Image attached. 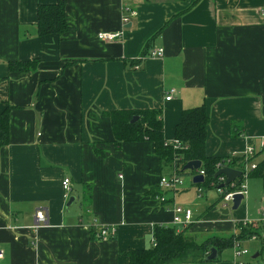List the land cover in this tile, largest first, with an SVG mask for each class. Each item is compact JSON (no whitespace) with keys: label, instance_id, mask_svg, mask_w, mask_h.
Here are the masks:
<instances>
[{"label":"crops","instance_id":"1","mask_svg":"<svg viewBox=\"0 0 264 264\" xmlns=\"http://www.w3.org/2000/svg\"><path fill=\"white\" fill-rule=\"evenodd\" d=\"M57 1L0 0V112L10 107L9 140L0 148V264H129L122 253L152 246L154 225L183 230L172 210L190 207L198 170L182 175L188 184L182 178L174 194L160 188L171 166L152 142L116 147L103 112L160 109L171 142L182 111L203 105L207 156H241L250 145L261 160L264 0H64L69 30L39 36L38 5ZM127 9L136 15L124 23ZM100 32L119 36L105 41ZM155 49L162 55L149 56ZM143 52L135 68L130 61ZM31 59L33 71L8 70ZM209 209H191L186 230L236 233L234 222L225 226ZM38 210L46 222L36 225ZM103 226H114L115 236L95 237Z\"/></svg>","mask_w":264,"mask_h":264},{"label":"trees","instance_id":"2","mask_svg":"<svg viewBox=\"0 0 264 264\" xmlns=\"http://www.w3.org/2000/svg\"><path fill=\"white\" fill-rule=\"evenodd\" d=\"M197 1V0H196ZM195 1V2H196ZM65 20L64 0H58L54 4L38 5L36 30L39 36L48 34L61 35L69 30ZM147 45V44H146ZM131 60L132 66L144 57ZM78 60H69L65 64L75 63ZM38 60L17 61L7 63L11 72L33 71ZM139 67V66H137ZM10 107L5 106L0 112V148L8 144V120ZM103 114L110 119L113 134V143L119 147L122 142L149 141L154 145L155 153L164 164H168L180 176L192 175L195 170H182L185 163L198 160L205 173L200 185L210 186L214 177L215 163L221 158L209 157L205 154L206 126L208 116L203 105L185 109L182 111L179 122L174 129V139L179 141L177 148H173L171 142H166L162 133V115L160 109H112ZM137 120L131 122L132 117ZM236 134L235 132H232ZM234 165V164H233ZM258 168L249 173V176H258L262 180V192L264 195V157L258 162ZM82 195V201L90 200V190ZM240 229L235 233L209 234L204 239L197 240L188 230L175 231L174 228L162 225H154L152 232L153 245L143 249H129L122 254L128 258L129 264H174L204 262L210 248H215L218 257L225 248L233 246L237 239L251 236L260 237L264 243V229L261 226L252 227L250 224L237 222ZM218 258L210 261H217Z\"/></svg>","mask_w":264,"mask_h":264},{"label":"built area","instance_id":"3","mask_svg":"<svg viewBox=\"0 0 264 264\" xmlns=\"http://www.w3.org/2000/svg\"><path fill=\"white\" fill-rule=\"evenodd\" d=\"M127 15L122 18L124 23L129 21L131 16H135L136 12L132 9H127ZM264 12V10H263ZM119 36V33H110V32H100L98 33L97 37L101 40L111 41L116 39ZM163 53L162 49H155L152 50L148 55L151 57L154 56H161ZM137 66H135L136 68ZM173 92L172 89L169 90L168 95L165 97V100L170 99V94ZM172 147L175 149L179 145V141L177 139H173L171 141ZM261 150L264 154V138L261 141ZM256 157L255 150L252 146L248 145L242 151L241 156H238L236 153H231L225 157H222L215 163V170H219L223 167H229L232 169H236L240 171L241 176L232 180L229 184L225 185V176L219 175L216 177L215 181L210 183V188H214L219 194L222 201L231 202L234 194H241L243 198L246 195V187L243 183V178L245 176H249L251 171H254L258 168V161L255 162L254 159ZM234 164V165H233ZM215 171V172H216ZM197 174L202 175L204 179V171L202 169L197 171ZM262 175L264 176V170L262 171ZM183 181L179 174H177L174 170H172L171 174L168 176H161L158 181V186L162 189H166L171 191L173 194L177 192V190L182 185ZM62 189L64 192H68L70 190V180L68 177H65L62 182ZM222 185V186H221ZM196 194L201 196L202 194V185H196ZM160 202H163L165 199L162 196L157 197ZM227 207L226 204H223L222 207ZM173 216H172V223L179 225L182 229H187L192 222V211L189 208L182 207L181 205H174L173 207ZM261 218L258 222H250L248 224H253L254 226H261L264 229V209L261 210ZM36 218V225L43 224L46 222V217L42 213V211L38 210L35 214ZM96 230V229H95ZM261 233V231H259ZM116 234V229L114 226H103L94 231V235L97 238H111L114 237ZM252 237H255L254 235ZM240 242L239 240L234 241L233 248V258L234 264H248L244 261H237V257L241 255L248 254L246 249L239 250ZM3 255L2 249H0V257Z\"/></svg>","mask_w":264,"mask_h":264},{"label":"rangeland","instance_id":"4","mask_svg":"<svg viewBox=\"0 0 264 264\" xmlns=\"http://www.w3.org/2000/svg\"><path fill=\"white\" fill-rule=\"evenodd\" d=\"M260 160V157H255L254 161L257 162ZM183 180L188 184L183 176ZM243 183L246 187V195L241 200L240 205L237 209L231 210V202L222 201L220 194L214 188H207L202 185V194L198 196L195 192V188H191L187 191L189 199V208L192 211L205 212L206 207H210L209 212L218 216V218L224 220V225L226 226L229 222H234L235 234L238 235L240 229L237 226V222L241 221L243 224H248L250 222H258L261 218V210L264 209V195L262 192V180L258 176H245L243 178ZM223 204H226L227 207H222ZM75 208V205H72ZM221 208H228V213L222 215L219 213ZM252 227H254L253 224ZM255 228V227H254ZM262 233V231H261ZM204 235H198L197 240L204 239ZM239 240V239H237ZM236 240V241H237ZM246 249L248 254L241 255L237 257V261L247 262L250 260V257L255 253L259 252V256L256 260H253L254 264H264V248L261 245V240L259 237H248L241 239L239 250ZM233 253L234 248H225L221 251L220 256L217 261H204V262H193L192 264L197 263H228L233 264ZM252 262V260H250Z\"/></svg>","mask_w":264,"mask_h":264},{"label":"water","instance_id":"5","mask_svg":"<svg viewBox=\"0 0 264 264\" xmlns=\"http://www.w3.org/2000/svg\"><path fill=\"white\" fill-rule=\"evenodd\" d=\"M137 120V116L132 117L131 122L136 121ZM201 165V162L198 160H191L188 161L187 163H185L182 167V170H195L197 171L199 169ZM219 175H224L225 176V182L224 184L227 185L229 184L232 180H234L235 178H238L241 176L240 171L236 170V169H232L229 167H223L219 170H217L214 173V177H218ZM192 181L194 183H198L200 184L201 182H203V177L200 174H196L192 177ZM222 186V185H221ZM243 199V196L241 194H234L233 198L231 200V210H235L239 207L241 200ZM74 201V197L70 196L68 198V200L66 201L65 207H69ZM220 213L225 215L228 213V208H222L220 209ZM264 237V235H263ZM218 256V253L216 251L215 248H210L209 249V253L207 254V256L205 257V261H210V260H214L216 259Z\"/></svg>","mask_w":264,"mask_h":264}]
</instances>
